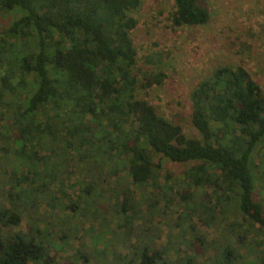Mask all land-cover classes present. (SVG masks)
I'll list each match as a JSON object with an SVG mask.
<instances>
[{
	"label": "trees",
	"instance_id": "obj_1",
	"mask_svg": "<svg viewBox=\"0 0 264 264\" xmlns=\"http://www.w3.org/2000/svg\"><path fill=\"white\" fill-rule=\"evenodd\" d=\"M143 1L0 0V11L15 16L0 31V264H60L52 252L66 246L74 254L65 264H99V255H113L110 264H196L216 244L194 216L214 228L217 211L233 203L248 226L237 243L248 246L251 232L264 236L263 88L243 66L217 68L191 95L201 137L187 135L137 98L139 86L164 78L141 81L135 70L133 12ZM174 2L176 26L210 23L203 0ZM165 158L195 163L182 191L170 185L172 174L163 179ZM205 187L211 193L198 197ZM174 190L183 208L174 226L180 237L193 234L187 252L178 248L183 238L173 247L176 258L172 240L157 245ZM23 220L27 232H4ZM91 223L103 232L114 225L121 249L91 246ZM80 224L91 225L83 239ZM256 244L264 264V239ZM235 252L219 251L218 264H235Z\"/></svg>",
	"mask_w": 264,
	"mask_h": 264
},
{
	"label": "rangeland",
	"instance_id": "obj_2",
	"mask_svg": "<svg viewBox=\"0 0 264 264\" xmlns=\"http://www.w3.org/2000/svg\"><path fill=\"white\" fill-rule=\"evenodd\" d=\"M211 13V21L202 26H176L172 15L175 12L174 0H144L141 6L133 12L138 19V25L132 33L134 44L137 48V66L135 68L140 80L145 75L155 76L157 73L164 75L163 81L158 84L139 86L137 98L146 100L153 105L157 112L169 120L180 124L187 135L201 137L200 132L192 123V92L204 80L210 78L215 70L222 66H243L264 90V0H203ZM15 18L14 15L4 14L0 11V31L6 28ZM6 64H0V75L4 72ZM163 179L166 174H172L174 179L170 185L176 190L182 191L184 185L180 179L184 177L185 171L195 163H176L169 159H163ZM173 191L175 200L168 211L167 216L159 226L162 228L161 239L157 245L162 249L169 241H173L172 250L169 254L176 258L173 251L178 248L187 252V239L193 234L184 233L182 237L179 228L174 226L177 217L175 210L183 209L178 202L179 198ZM210 187L199 188L197 195L200 197L204 192L211 193ZM264 198V193L259 194ZM199 201V200H198ZM180 206V207H179ZM225 212L216 213L217 226L209 228L201 225L198 215L194 216V223L200 234H203L210 242L214 241L216 246L211 245L202 254L196 255V264H218L219 254H223L229 246L233 251H239V260L235 264H257L256 255L252 249H256L258 242L264 239L257 233L251 232L248 237V246L237 243V232L247 229L246 221L238 211L236 203L225 207ZM158 221L160 218H156ZM95 231V239L85 237V229L90 224L82 226L81 238L90 243L91 246L107 247L109 250L117 246L116 240L111 235V230L106 232L99 230L97 223H91ZM189 225L187 222L186 227ZM242 225V226H240ZM235 231L229 236V230ZM26 220L20 225L4 227L8 236L18 232H27ZM80 238V236H79ZM77 239L76 246H79ZM183 240V241H184ZM123 248V247H122ZM123 248L124 254L127 250ZM220 251V253H219ZM189 252V251H188ZM192 252V251H191ZM235 252V253H236ZM74 251L68 246L63 250L53 251L52 255L60 264L72 261ZM113 255L97 256V263H114ZM237 258V254L231 256ZM111 259V260H110Z\"/></svg>",
	"mask_w": 264,
	"mask_h": 264
}]
</instances>
